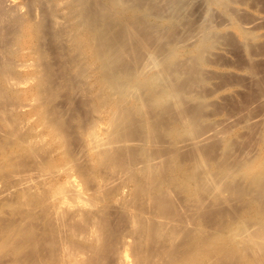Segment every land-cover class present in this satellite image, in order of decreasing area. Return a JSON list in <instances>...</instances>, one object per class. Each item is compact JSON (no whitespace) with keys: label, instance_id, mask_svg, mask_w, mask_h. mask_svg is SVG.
I'll return each mask as SVG.
<instances>
[{"label":"rangeland","instance_id":"374dc122","mask_svg":"<svg viewBox=\"0 0 264 264\" xmlns=\"http://www.w3.org/2000/svg\"><path fill=\"white\" fill-rule=\"evenodd\" d=\"M47 1L0 0V264H70L68 255L82 245L94 244L95 237H99L97 244L106 241L94 244H102L99 249L122 244V239H131L134 245L142 242L146 249L157 243L155 249L161 247L163 256L156 249L155 264H264V0H113L114 4L112 0H99L96 10L103 3L110 2L111 6L98 9L96 19L98 23L113 22L111 35L117 38L120 56L132 68L134 80L141 81L145 76L160 79L150 89L127 97L126 121L118 127L110 121L118 106L112 105V109L103 105L100 74L104 67L92 57L93 46L82 47L83 36L86 30L89 32L79 27L85 24V16H69V0H62L64 5L61 0ZM173 1L177 2L175 7H171ZM60 6L65 9H59V13ZM173 8L180 10L178 16ZM76 29H80L78 35L74 34ZM139 104L141 107H136ZM132 108L135 113L128 114L134 111ZM115 131L123 135L121 139L114 137ZM105 152L113 157L107 155L109 159H105ZM149 162L154 170L148 169L150 164L145 165ZM72 187L83 193V201L82 193H71ZM58 204L62 209L56 207ZM99 207L104 211H96ZM53 208L61 218L57 219L59 225L55 224ZM65 209L77 214L69 215ZM80 210L85 215L88 211L93 220H103L99 225L104 227L97 226L106 233H96L97 226L91 225L88 214L81 218ZM103 212L105 220L111 213V220H106L111 221L109 228L100 215ZM52 216L54 225L50 221L53 227L48 230L51 225L46 226L47 220ZM65 223L76 228L71 225L74 229L70 230ZM63 225L66 230L61 229ZM78 226L80 231L76 230ZM157 228L161 231L154 237ZM126 230L131 233L125 235ZM35 231H40L38 236L45 241L33 240L38 237ZM110 232L113 235H108ZM44 233H54L51 239L60 246L47 242L51 239ZM75 234L77 238L80 234L79 241ZM87 236L91 243L84 241ZM133 237L137 238L132 241ZM150 237L160 242L149 243ZM32 240L39 244L43 240L46 246L37 253L41 245L35 244L32 249ZM77 244L80 248L75 249ZM53 245L55 248L49 250ZM130 254L132 262L134 253Z\"/></svg>","mask_w":264,"mask_h":264},{"label":"bare ground","instance_id":"6f19581e","mask_svg":"<svg viewBox=\"0 0 264 264\" xmlns=\"http://www.w3.org/2000/svg\"><path fill=\"white\" fill-rule=\"evenodd\" d=\"M14 1V0H13ZM38 1V0H37ZM46 2H48L47 0H45ZM50 2H51V0H49ZM53 1V0H52ZM55 1V0H54ZM59 1V0H58ZM98 1L99 0H69V3L67 4L68 5V7L70 8V10H71V12H70V10H68L69 12H67L68 13V15L69 16H71L70 14H73L72 15V18H74L73 16H76L77 18H80V16L81 15H83V16H85V18H86V20L85 19H83V21L85 22V24H81V26H79V25H77V24H80V23H77V24H75V25H77V26H79V27H81V28H88V31L89 32H87V30H86V35L84 34V36H83V41H84V45L82 44V47L83 46H87L88 48L87 49H89L91 46H93L94 48H91V50L93 49V54H91L92 55V57L94 58V59H99L100 61H101V64H102V66L104 67V70H103V72H102V74H100V73H98V74H100V76L102 77V83H103V89H102V91H103V93H102V96L104 97H102L101 95V97H102V99H104V101L103 102H105V103H103V105L105 106V105H108V107H109V105L112 107V105H114L113 107L115 108V106H118V108H119V110L116 112V109H114L115 110V113H114V111H112V114H111V120L110 121H112V122H114L115 124H117V126H115V127H118L119 125L121 126L122 124H124L125 123V121H126V119H124L125 118V116H126V113L128 112H126V101H127V97H132V95H134L136 92H139V90H141V92H143L142 90L143 89H145V88H149L150 89V86H152V85H154L155 83H157L160 79L158 78L157 80H156V78L155 77H152V78H148V76L146 77H143V78H148V79H141V81H135L134 80V73L132 72V68H130V66H128V64L126 63L125 64V61H123V59H122V57L120 56L121 55V53H120V50L118 49V45H117V38L115 37L114 38V33H113V37H112V35H111V30H110V28L111 27H113V25L111 24V22L112 21H108L107 23H105L106 21H104V23H98V21H97V19H96V15H95V12L97 11V12H100V11H98V9H102V7L103 8H107V7H104V6H108V5H110L111 6V4H110V2H109V4L107 3L106 5L103 3V5L104 6H102L101 8H98L97 10H96V7H98L97 6V3H98ZM113 1V0H112ZM116 1V0H115ZM129 1H131V0H129ZM168 1V0H167ZM36 2V1H35ZM34 2V3H35ZM61 3H62V0L60 1ZM60 2H57V3H60ZM64 2H66V1H64ZM124 2V1H123ZM126 2H127V0H126ZM174 2V3H173ZM172 2V5H171V7L173 6V7H175L176 5L175 4H177V2L175 3V1H173ZM182 2H183V0H182ZM30 3V2H29ZM45 3V2H44ZM53 3V2H52ZM52 3H50V4H52ZM114 3H116V2H112V4H114ZM119 3V2H118ZM117 3V4H118ZM122 3V2H121ZM8 4V3H7ZM31 4V3H30ZM55 3H53L52 5H53V7L55 6L54 5ZM63 4V3H62ZM99 4V6H100V3H98ZM142 4V3H141ZM167 4H169V3H167ZM180 4V3H179ZM5 5V4H4ZM58 5V4H57ZM64 5V4H63ZM1 6H2V3H1ZM13 6V5H12ZM31 6V5H30ZM39 6V5H38ZM113 6H115V5H113ZM112 6V7H113ZM133 6V5H132ZM16 7H18V5L16 6ZM41 7V6H40ZM63 7V6H62ZM68 7L66 8V10L68 9ZM136 7H138V6H136ZM20 8V7H19ZM18 8V9H19ZM55 8H57V6L55 7ZM109 8V7H108ZM34 9V8H33ZM59 9H65L64 7L63 8H61V6H60V8H58L57 10H58V12L60 13V12H62L61 10L59 11ZM111 9V8H110ZM110 9H108V10H110ZM136 9V8H135ZM139 9H141V7L139 8ZM149 9V8H148ZM174 9V8H173ZM176 9V8H175ZM174 9V11L175 12H177L176 10ZM180 9V8H179ZM6 10V9H5ZM5 10H3V12L5 11ZM9 10V9H8ZM7 10V11H8ZM107 10V9H106ZM107 10V11H108ZM112 10V9H111ZM142 10H143V8H142ZM142 10H140V12L142 11ZM6 11V12H7ZM18 11V10H17ZM115 11V10H114ZM180 11V10H179ZM178 11V12H179ZM182 11V10H181ZM57 12V11H56ZM56 12L54 13V14H56ZM57 12V13H58ZM63 12H65V10L63 11ZM111 12V11H110ZM125 12V11H124ZM144 12V11H143ZM169 12H171V11H169ZM178 12H177V16H178ZM42 13V12H41ZM50 13V12H49ZM51 13H53L52 11H51ZM50 13V14H51ZM59 13H58V15H59ZM105 13V12H104ZM42 14H44V13H42ZM45 14H47V13H45ZM63 14V13H62ZM125 14V13H124ZM127 14V13H126ZM145 14V13H144ZM34 15V14H33ZM57 15V14H56ZM64 15V14H63ZM62 15V16H63ZM68 15H66V16H68ZM80 15V16H79ZM99 15V14H98ZM118 15V14H117ZM141 15V14H140ZM167 15V14H166ZM48 16V15H47ZM52 16V15H51ZM100 16V15H99ZM121 16H123V14L121 15ZM148 16V15H147ZM176 16V15H175ZM60 17V16H59ZM58 17V18H59ZM65 17V16H64ZM54 18L56 19V21H57V18H56V16H54ZM70 18V17H69ZM71 18V19H72ZM76 18V19H77ZM172 18V17H171ZM66 19V18H65ZM118 19H120V18H118ZM117 18H116V20H118ZM145 19V18H144ZM166 19V18H165ZM169 19V18H168ZM173 19H175V18H173ZM43 20V19H42ZM75 20V19H74ZM46 21V20H45ZM65 21V20H64ZM71 21V20H70ZM69 21V22H70ZM72 21H73V19H72ZM113 21H114V19H113ZM137 21V20H136ZM171 21V20H170ZM59 21H57V23H58ZM74 22H78V20H76V21H74ZM74 22L72 23V24H74ZM138 22H140V21H138ZM143 22V21H142ZM152 22V21H151ZM67 23V22H66ZM66 23H64V24H66ZM70 23V24H71ZM113 23V22H112ZM130 23V22H129ZM171 23H172V21H171ZM36 24V23H35ZM59 24V23H58ZM145 24V23H144ZM39 25H41V24H39ZM50 25V24H49ZM67 25H68V23H67ZM85 25V26H84ZM124 25V24H123ZM138 25H140V23L138 24ZM150 25V24H149ZM155 25V24H154ZM63 26V25H62ZM115 26V25H114ZM146 26V25H145ZM40 27V26H39ZM56 27V26H55ZM69 27V29L71 28L70 26H68ZM116 27V26H115ZM45 28H46V26H45ZM49 28V27H48ZM74 28H76V26H73V29ZM162 28V27H161ZM41 29V28H40ZM51 29V28H50ZM61 29V28H60ZM66 29V28H65ZM72 29V28H71ZM85 29H84V31H85ZM112 29V28H111ZM114 29V28H113ZM166 29V28H165ZM32 30H34V28L32 29ZM61 30H63V27H62V29ZM75 30V29H74ZM80 30V29H79ZM79 30H77L76 29V31L74 32V34L76 33L77 35L79 34L78 33V31ZM83 30V29H82ZM124 30H125V28H124ZM163 30V29H162ZM38 31V30H37ZM43 31V29L41 30V32ZM72 31V30H71ZM115 31V30H114ZM119 31V30H118ZM117 31V32H118ZM138 31V30H137ZM141 31V30H140ZM139 31V32H140ZM53 32H55V31H53ZM52 32V33H53ZM60 32V31H59ZM116 32V31H115ZM116 32V33H117ZM120 32V31H119ZM126 32V31H125ZM56 33V32H55ZM58 33V32H57ZM61 33V32H60ZM81 33V32H80ZM84 33V32H83ZM38 34V33H37ZM36 34V37H38V35H40V34H38L37 35ZM45 34V33H44ZM63 34V33H62ZM62 34H60V35H62ZM72 34H73V31H72ZM121 34H123V32L121 33ZM125 34V33H124ZM59 35V36H60ZM76 35V36H77ZM42 36V35H41ZM81 36V35H80ZM122 36V35H121ZM62 37V36H61ZM119 38H121V37H119ZM119 38H118V40H119ZM61 39V38H60ZM63 39V38H62ZM64 40V39H63ZM78 40V39H77ZM81 40V38L79 39V42H82V41H80ZM42 41V40H41ZM145 43V42H144ZM74 46V45H73ZM139 46V45H138ZM59 47V46H58ZM80 47H81V45H80ZM81 47V48H82ZM134 47V46H133ZM142 47V46H141ZM121 48V47H120ZM123 48V47H122ZM43 49V48H42ZM78 49V48H77ZM83 49V51H86V50H84V48H82ZM81 49V50H82ZM61 50V49H60ZM66 50V49H65ZM80 50V49H79ZM78 50V51H79ZM80 50V51H81ZM62 51V50H61ZM122 51H125V49L123 48V50ZM136 51V50H135ZM65 52V51H64ZM77 52V51H76ZM88 52V51H87ZM92 52V51H91ZM138 52V51H137ZM148 52V51H147ZM146 52V53H147ZM67 53V52H66ZM81 54H82V52H80ZM138 53H140V52H138ZM143 53V52H142ZM70 54V53H69ZM125 54V53H124ZM130 54V53H129ZM41 55V54H40ZM127 55V54H126ZM81 55L79 54V57H80ZM85 56V55H84ZM139 56H141V53H140V55ZM147 56V55H146ZM82 57H83V55H82ZM133 57H134V55H133ZM144 57V56H143ZM44 58V57H43ZM129 58V57H128ZM94 59H92V61L94 60ZM142 59V58H141ZM154 59V58H153ZM73 60V59H72ZM77 60H78V58H77ZM98 60V61H99ZM128 60V59H127ZM130 60V59H129ZM74 61V60H73ZM123 61V62H122ZM135 61V60H134ZM151 61V60H150ZM90 62V61H89ZM89 62H88V64H89ZM96 62V61H95ZM128 62H130V61H128ZM136 62V61H135ZM25 63V62H24ZM93 63V62H92ZM97 63V62H96ZM100 63V62H99ZM98 63V64H99ZM124 63V64H123ZM147 63V62H146ZM145 63V67L148 65V64H146ZM20 64H22V63H20ZM79 64V63H78ZM25 65V64H24ZM119 65V66H118ZM121 65V66H120ZM130 65V64H129ZM134 65H135V63H134ZM138 65V64H137ZM143 65V64H142ZM23 66V65H22ZM77 66V65H76ZM79 66V65H78ZM82 66H84V65H81V67ZM87 66V65H86ZM154 66V65H153ZM96 67V66H95ZM99 68L101 67V65L100 66H98ZM133 67V66H132ZM134 67H136V65L134 66ZM148 67V66H147ZM146 67V68H147ZM155 67V66H154ZM153 67V68H154ZM72 68V67H71ZM83 68H85V67H83ZM102 68V67H101ZM138 68V67H137ZM136 68V69H137ZM48 69V68H47ZM70 69V68H69ZM85 69H87V68H85ZM94 69V68H93ZM139 69V68H138ZM145 69V68H144ZM73 70V69H72ZM150 70H151V68H150ZM82 71V70H81ZM98 71V70H97ZM135 71V70H134ZM78 72V71H77ZM156 72V71H155ZM51 73V72H50ZM79 73V72H78ZM138 73V72H137ZM83 74V73H82ZM142 74V73H141ZM143 74H144V72H143ZM84 75V74H83ZM153 75H155V74H153ZM160 75V74H159ZM99 76V75H98ZM99 76V77H100ZM156 76V75H155ZM51 77V76H50ZM80 77V76H79ZM48 78V77H47ZM138 78V77H137ZM137 78H135V79H137ZM139 78H141V77H139ZM139 78L137 79V80H139ZM49 81V80H48ZM10 83V82H9ZM157 84H159V83H157ZM39 88V87H38ZM43 88V87H42ZM152 89V88H151ZM156 90V89H155ZM98 91V90H97ZM99 93H101V90L99 89ZM152 91H154V90H152ZM95 92V91H94ZM145 93V92H144ZM154 93H155V91H154ZM167 94H171V93H169L168 91H167ZM148 95V94H147ZM165 96V95H164ZM172 96V95H171ZM129 97V98H130ZM139 97V96H138ZM141 98V97H140ZM149 99V98H148ZM151 100H153V98H150ZM147 100V99H146ZM150 100V101H151ZM155 100H157V99H155ZM154 100V101H155ZM133 101V100H132ZM139 101V100H138ZM100 102V101H99ZM128 102H129V100H128ZM127 102V103H128ZM136 102V101H135ZM137 103V102H136ZM152 103V102H151ZM102 104V103H101ZM129 104H130V102H129ZM102 105V106H103ZM131 105H132V103H131ZM146 105V104H145ZM167 105V104H166ZM132 106H134V105H132ZM136 106V105H135ZM97 107V106H96ZM100 107H101V105H100ZM99 107V108H100ZM113 107H112V109H113ZM136 107H141V105L139 104L138 106H136ZM99 108H97V110L99 109ZM129 108V107H128ZM127 108V109H128ZM143 108V107H142ZM103 109H105L106 110V107L105 108H103ZM109 109V108H108ZM107 109V110H108ZM111 108H110V111L112 110ZM131 109V108H130ZM133 109V108H132ZM134 110V109H133ZM138 110V109H137ZM144 110V109H143ZM109 111V110H108ZM147 111V110H146ZM101 112V111H100ZM133 112V113H135V110L134 111H129V113L128 114H131V113ZM144 112H145V110H144ZM153 112V111H152ZM107 113V112H106ZM109 113V112H108ZM108 113H107V117L109 116L108 115ZM111 113V112H110ZM137 113V112H136ZM139 113V112H138ZM141 114V113H140ZM138 115V114H137ZM131 117H133V116H131ZM99 118V117H98ZM97 118V119H98ZM109 118V117H108ZM127 118V117H126ZM135 118H137V117H135ZM138 118H140V117H138ZM153 118V117H152ZM129 119H132V118H127V120H129ZM146 119H148V118H146ZM142 120V119H141ZM109 121V120H108ZM97 122V121H96ZM112 122L110 123V124H112ZM139 122V121H138ZM128 123V122H127ZM131 123V122H130ZM57 124H59L58 122H57ZM92 125H94L93 124V122L91 123ZM89 125V124H88ZM147 125V124H146ZM112 126H113V124H112ZM111 126V127H112ZM114 126H113V129H115L114 128ZM144 127V126H143ZM95 128H96V124H95ZM94 128V129H95ZM122 129V128H121ZM129 129V128H128ZM92 130H93V128H92ZM118 130V129H117ZM123 131H124V129H122ZM142 130V129H141ZM94 131H96V130H94ZM110 131H112V130H110ZM144 131H146V130H144ZM90 133V132H89ZM93 133V132H92ZM91 133V134H92ZM96 133V132H95ZM110 133V132H109ZM132 133H134V132H132ZM112 134H114V137H116L117 135H118V137L120 138V135H121V133H120V135L119 134H116V131H115V133L114 132H112ZM116 134V135H115ZM123 134V133H122ZM125 134V133H124ZM90 137H91V135H89ZM95 137L97 136V135H94ZM110 136V135H109ZM122 136L123 135H121V138H122ZM128 136V135H127ZM94 137V138H95ZM98 138H99V136H97ZM111 138L113 137L112 135L110 136ZM109 137V138H110ZM117 137V139L116 138H114V140L116 139V140H118L119 138ZM91 138H93V137H91ZM120 138V139H121ZM96 139V142H97V138H95ZM94 139V140H95ZM101 139V138H100ZM102 139H103V137H102ZM101 139V142L103 141ZM106 139V138H105ZM113 139V138H112ZM119 139V140H120ZM92 140V139H91ZM93 140V141H94ZM113 140V141H114ZM128 140V139H127ZM112 141V140H111ZM98 142H99V140H98ZM110 142V141H109ZM124 142V141H123ZM95 144V143H94ZM97 144V143H96ZM100 145V144H99ZM102 145V144H101ZM146 150V149H145ZM107 151V150H106ZM109 151V150H108ZM113 152V151H112ZM122 152V151H121ZM108 154V156H111V155H109L110 153L109 152H107ZM123 154V153H122ZM104 155V154H103ZM105 155H106V152H105ZM104 155V156H105ZM107 155L105 156V159H107L106 157H107ZM147 155H148V153H147ZM99 156V155H98ZM103 156V157H104ZM116 156V155H115ZM111 157H113V156H111ZM110 157V158H111ZM118 157V156H117ZM120 157V156H119ZM137 158V157H136ZM103 159V158H102ZM104 159V160H105ZM109 159V158H108ZM107 159V160H108ZM113 159V158H112ZM120 159H122L121 157H120ZM100 160V159H99ZM111 161V160H110ZM113 161V160H112ZM117 161V160H116ZM148 161V160H147ZM157 161V160H156ZM139 162H141V161H139ZM158 162V161H157ZM111 163V162H110ZM132 163V162H131ZM154 163V162H153ZM69 164V163H68ZM140 164V163H139ZM144 164V163H143ZM150 164V162L149 163H145V165L146 166H148V165ZM134 165V164H133ZM145 165H144V167H145ZM151 165L152 164H150L149 166H148V169L150 170V168L151 169H153L152 167H151ZM66 166H67V164H66ZM138 166V165H137ZM68 168V167H67ZM64 169V168H63ZM147 168H146V170H148ZM140 170V169H139ZM141 170H144L145 171V169L143 168H141ZM148 170V171H149ZM154 170V169H153ZM156 170V169H155ZM61 171V170H60ZM73 171V170H72ZM84 171V170H83ZM142 172V171H141ZM152 172H154V171H152ZM160 172V171H159ZM58 173V172H57ZM145 173H146V171H145ZM155 173V172H154ZM74 174V173H73ZM147 174V173H146ZM145 174V175H146ZM149 174H151V173H149ZM148 174V175H149ZM55 175V174H54ZM67 175V174H66ZM135 175V174H134ZM144 175V174H143ZM144 175V176H145ZM155 175H157V174H155ZM68 176V175H67ZM150 176V175H149ZM152 176V175H151ZM158 176V175H157ZM191 177V176H190ZM58 178V177H57ZM146 178H148L147 177V175H146ZM145 179V178H144ZM186 179V178H185ZM50 180V179H49ZM140 180V179H139ZM65 181H66V179H65ZM103 181V180H102ZM138 181V180H137ZM145 181V180H144ZM67 182V181H66ZM68 182H69V180H68ZM140 182H141V180H140ZM147 181H145V183H146ZM70 183V182H69ZM68 183V184H69ZM48 184V183H47ZM107 184V183H106ZM137 184V183H136ZM141 184H143V185H145L144 183H143V181H142V183ZM71 186H73V182H72V184H70ZM78 185V184H77ZM148 184H146V186H147ZM161 185V184H160ZM71 186H69V188L71 187ZM75 186V185H74ZM146 186L144 187V188H146ZM76 187V186H75ZM75 187H72V188H74V189H72V191L74 190V192H71V191H68V192H71V193H73L74 195H75V190H77V188H75ZM137 187V189H138V186H136ZM152 187V186H151ZM157 187V186H156ZM161 187V186H160ZM160 187H159V191H160ZM69 188H68V190H69ZM139 189H141V190H143L141 187H139ZM138 189V190H139ZM147 189V188H146ZM163 189V188H162ZM161 189V190H162ZM51 190H52V188H51ZM66 190V189H65ZM100 190V189H99ZM151 190V189H150ZM58 191V190H57ZM64 191V190H63ZM163 191V190H162ZM161 191V192H162ZM62 192V191H61ZM67 192V193H68ZM100 192V191H99ZM143 192V191H142ZM153 192V191H152ZM164 192V191H163ZM49 193V192H48ZM52 193V192H51ZM55 193V192H54ZM57 194H58V192H56ZM66 192H64V193H61L62 195L63 194H65ZM76 193H79V196H80V194L82 193V192H79V191H77ZM158 193V192H157ZM46 194H47V192H46ZM53 194V193H52ZM60 194V193H59ZM58 194V195H59ZM70 194V193H69ZM92 194V193H91ZM50 195V194H49ZM54 195H56V194H54ZM74 195H73V198L75 199V198H78V197H74ZM78 195V194H77ZM100 195V194H99ZM157 195V194H156ZM155 195V196H156ZM158 195H159V193H158ZM163 195V194H162ZM48 196V195H47ZM60 196V195H59ZM81 200L83 201L84 199H83V193L81 194ZM86 196V195H85ZM92 196V195H91ZM154 196V197H155ZM93 197V196H92ZM99 197V196H98ZM153 197V198H154ZM157 197V196H156ZM158 197H160V196H158ZM60 198V197H59ZM70 198V197H69ZM87 198V197H86ZM90 198V197H89ZM95 198V197H94ZM142 198V197H141ZM162 198V197H161ZM160 198V199H161ZM39 199V198H38ZM37 199V200H38ZM50 199V198H49ZM53 199H55L54 197H53ZM52 199V197H51V200H53ZM63 199V198H62ZM68 199V198H67ZM74 199H72V202L74 201ZM79 200H80V197L78 198ZM78 199H76L75 201H77L78 203L81 201H78ZM105 199V198H104ZM47 200V199H46ZM61 200V199H60ZM59 200V201H60ZM88 200V199H87ZM96 200H97V198H96ZM50 201V200H49ZM56 201H57V199H56ZM59 201H58V203H59ZM63 201V200H62ZM67 200L65 199L64 200V204H66L67 202H66ZM81 201V202H82ZM89 201V200H88ZM92 201V200H91ZM91 201H89V202H91ZM98 201V200H97ZM51 202H55L54 200L53 201H51ZM49 203V205L51 204V206L50 207H53L52 205L54 204H52V203ZM61 202V201H60ZM76 202V203H77ZM87 202V201H86ZM86 202L84 201V203H85V205H87V204H90V203H87L86 204ZM115 202V201H114ZM71 203V201H69V203L68 204H70ZM92 203H94V201L92 202ZM98 203V202H97ZM100 203H102V202H100ZM123 203V202H122ZM126 203V202H125ZM145 203V202H144ZM147 203V202H146ZM61 204V203H60ZM60 204H58V206H56V207H60V206H62V205H60ZM63 204V205H64ZM73 204H75L74 202H73ZM73 204L71 205V206H73ZM80 204H82V203H80ZM76 205V204H75ZM75 205H74V207H75ZM92 205V204H91ZM91 205H90V207H91ZM112 205V204H111ZM47 206V205H46ZM80 206V205H79ZM92 206H94V205H92ZM114 206V205H113ZM119 206V205H118ZM147 206V205H146ZM50 207H49V212H50ZM68 207V206H67ZM81 208H79V209H81L82 210V206H80ZM95 207V206H94ZM93 207V208H94ZM130 207V206H129ZM61 208V207H60ZM69 208H70V206H69ZM84 208V207H83ZM88 208V210H89V207H87ZM92 208V207H91ZM96 208V207H95ZM124 208V207H123ZM145 208V207H144ZM52 209V208H51ZM58 209V208H57ZM62 209V208H61ZM60 209V210H61ZM75 209H78V205H77V208H75ZM84 209H86V206H85V208ZM83 209V210H84ZM147 209V208H146ZM53 210H54V208H53ZM66 210V209H65ZM69 210V209H68ZM73 210V209H72ZM71 210V211H72ZM81 210H80V214H82L81 213ZM97 210H101V211H104V210H102V209H100V207L99 208H97L96 209V211ZM85 211H87V210H85ZM91 211V210H90ZM89 211V212H90ZM93 211V210H92ZM128 211V210H127ZM53 213V215H56V214H54V212H55V210L54 211H52ZM57 212V211H56ZM74 212V211H73ZM75 212H77L76 210H75ZM41 213V212H40ZM44 213V212H43ZM66 213H69V215H70V213L71 212H67V210H66ZM79 213V212H78ZM84 213V212H83ZM93 213V212H92ZM108 213V212H107ZM106 213V214H107ZM45 214H47L46 212H45ZM50 214V213H49ZM51 214V215H52ZM75 214H77V213H74L73 215H75ZM80 214H78L81 218H83L84 216L86 217L87 216V214H88V216H89V219H92L93 220V218H91L92 216H90L89 214L90 213H88V211H87V214L85 215V214H82V215H80ZM94 214H95V216L98 214V213H95V211H94ZM105 215V213L103 212V213H100V215L102 216V215ZM110 214V216H111V213H108V215ZM113 214V213H112ZM50 215V216H51ZM71 215H72V213H71ZM72 215V216H73ZM104 215L102 216V218L104 219ZM124 215V214H123ZM36 216H38V215H36ZM36 216H35V218H36ZM43 216H44V214H43ZM42 216V217H43ZM49 216V217H50ZM64 216L65 217H67L68 216V214H67V216H66V214L64 213ZM110 216H108L109 217V219H110ZM48 217V216H47ZM53 218H52V220H47V219H44V221L45 220H47L48 222H47V225L46 226H48L49 224L51 225V227L50 226H48V230H49V228H51L52 229V224H53V220H54V218H55V216H52ZM60 217V216H59ZM58 217V214H57V217H56V220L55 221H57V223L55 222V224H57V225H59L58 224V220L59 221H61V218L60 219H58L59 218ZM80 217H78L77 216V219H80ZM96 217H99V214L96 216ZM128 217H130V216H128ZM38 218H40L39 216H38ZM72 217L70 216V219H71ZM137 218H138V216H137ZM141 217L139 216V219H140ZM58 219V220H57ZM68 219V218H67ZM88 219V218H87ZM109 219L107 218L106 220H108L109 221ZM121 219V218H120ZM90 220V223H91V225H101L102 223H104L103 222V220H101L100 218H96L95 220ZM96 220H99L100 222H96ZM105 220V219H104ZM105 220V222L106 223H108L107 221ZM111 220V219H110ZM133 220V219H132ZM137 220V219H136ZM50 221L52 222V224L50 223ZM89 221V220H88ZM88 221H86L85 220V224L87 225V226H90V225H88L87 224V222ZM92 221V222H91ZM95 221V223H93ZM125 221V220H124ZM142 221V220H141ZM147 221V220H146ZM156 221V220H155ZM62 222L64 223V221L62 220ZM72 222V221H71ZM102 222V223H101ZM111 222V221H110ZM109 222V223H110ZM35 223H37V221L35 222ZM62 223V224H63ZM93 223V224H92ZM98 223V224H97ZM105 223V224H106ZM109 223H108V225H107V227L108 226H110L109 225ZM124 223V222H123ZM138 223H140V222H138ZM144 223H145V221H144ZM143 222H142V224H144ZM146 223H149L148 221L146 222ZM38 224V223H37ZM46 224V221L44 222V224L43 225H45ZM66 224H68V223H65L64 225H66ZM79 224H81V223H78V225ZM141 224V225H142ZM151 224H153L152 222H151ZM157 224H159V223H157ZM54 225V224H53ZM63 225V227L61 226V229L62 228H65V226ZM72 225V223H70V226ZM74 226H76L75 224H73ZM72 225V227H74ZM82 225V224H81ZM99 225V226H100ZM135 225V224H134ZM148 225H150V224H148ZM160 225H162L161 223H160ZM46 226H45V228H46ZM66 226H68V229L70 228V226L69 225H66ZM83 226H84V224H83ZM96 226H94V227H96ZM103 226V225H102ZM102 226H100V227H102ZM106 226V225H105ZM118 226V225H117ZM120 226V225H119ZM136 226V225H135ZM143 226V225H142ZM144 226H145V224H144ZM143 226V227H144ZM147 226V225H146ZM155 226H157L156 224H155ZM42 227V226H41ZM55 227V226H54ZM79 227V226H78ZM93 227V228H94ZM104 227V226H103ZM102 227V228H103ZM131 227V226H130ZM137 227V226H136ZM143 227H141L140 229H145V228H143ZM163 226H161V228H162ZM38 228H39V226H38ZM43 228H44V226L41 228L42 230H43ZM74 228H76V227H74ZM74 228H70V230H72V229H74ZM92 228V229H93ZM109 228V227H108ZM110 228H113V227H110ZM117 228V227H116ZM150 228L151 229H153L152 228V226L150 227L149 226V230H150ZM156 228V227H155ZM160 228V229H161ZM61 229H60V232H61ZM67 228H65V230H66ZM78 229H80V227L79 228H77L76 230H78ZM95 229H97V230H99L98 229V226H97V228H95ZM105 229V228H104ZM114 229V228H113ZM127 229V228H126ZM140 229H138L137 231H140ZM163 229V228H162ZM35 230V229H34ZM40 230V229H39ZM58 231H59V229H57ZM81 230V229H80ZM80 230H78V231H80ZM96 230V233L98 232H100V231H103V229H100L99 231H97ZM107 230V229H106ZM130 230V229H129ZM142 230V231H143ZM56 231V230H55ZM109 231H110V229H109ZM109 231H107V232H109ZM114 232H115V230H113ZM124 231V230H123ZM127 231V230H126ZM145 231H147L148 232V229H146V230H144L143 232H145ZM151 231V230H150ZM158 231H161V230H159L158 228H157V230H156V233L152 230V233H153V235H154V237H155V235L157 234V232ZM35 232H37V231H35ZM38 232H40V231H38ZM37 232V236L39 235V233ZM57 232V231H56ZM55 232V238H58V236L56 237V233ZM60 232H58V233H60ZM104 232V231H103ZM116 232H119V230L118 231H116ZM132 234L134 235V231H133V229H132ZM142 232V233H143ZM33 233V232H32ZM41 233V232H40ZM62 233V232H61ZM60 233V234H61ZM90 234H92L91 233V231L89 232ZM106 232H104L103 233V235L105 234ZM112 232H110V234H108V235H113V234H111ZM128 233H131L130 231L128 232H125L124 234L126 235V234H128ZM139 233V234H138ZM137 233V235H140V233H141V231L140 232H138ZM146 233V232H145ZM144 233V234H145ZM151 233V232H150ZM151 233V234H152ZM162 233V232H161ZM174 233V232H173ZM42 234H43V232H42ZM45 234V233H44ZM47 234L49 235V233H46L45 235H46V239H47ZM60 234H59V236H60ZM77 234V233H76ZM76 234L74 235V237L76 236ZM82 234V233H81ZM87 233H85V235H86ZM101 234V233H100ZM119 234H121V233H119ZM118 234V236H120ZM122 234H123V232H122ZM121 234V235H122ZM123 234V235H124ZM135 234H136V231H135ZM32 235H34L33 236V238H35V234L33 233ZM50 235H54V233H51ZM49 235V236H50ZM78 235V234H77ZM99 235V234H98ZM117 235V234H116ZM116 235H114V236H116ZM125 235L123 236V237H125ZM143 235V234H142ZM163 235V234H162ZM49 236H48V239H51V236H50V238H49ZM82 236H83V234H82ZM81 236V237H82ZM90 236H93V234L92 235H90ZM95 236H97V235H95ZM94 236V237H95ZM113 236V237H114ZM128 236V235H127ZM127 236H126V238H127ZM136 236V235H135ZM148 236H149V233H148ZM173 236H175V235H173ZM42 237V236H41ZM41 237H37V238H35V239H33V240H36V239H40V241H39V243H41V239H43V238H41ZM54 237H53V240H54ZM61 238L63 237V236H60ZM59 237V238H60ZM80 237V234H79V236H78V238H77V236H76V238L78 239V241H79V238ZM94 237H92V238H94ZM98 237V236H97ZM102 237V236H101ZM100 237V238H101ZM113 237H111V238H113ZM138 237V236H137ZM137 237H133V239H132V241L134 240V239H136ZM145 237H146V234H145ZM152 237V236H151ZM150 237V238H151ZM168 237H170V236H168ZM45 238V237H44ZM63 238H65V237H63ZM63 238L62 239H60V240H63ZM71 238V237H70ZM88 238H89V236H87L86 238H84V241L86 240V242H87V240H88ZM99 238V237H98ZM98 238H96L95 237V241L92 239V241H94L95 243H96V239H98ZM105 238V237H104ZM110 238V239H111ZM115 238V237H114ZM119 238H122V236L121 237H116V239H119ZM140 238V237H139ZM139 238H138V240H137V242L139 241V242H141V240H139ZM150 238H149V243H150V241H152V240H158L160 237L158 236V237H156V238H158V239H152L151 238V240H150ZM116 239H114V240H116ZM125 239V238H124ZM143 239V238H142ZM170 239V238H169ZM175 238H173V240H174ZM33 240L31 241V242H33ZM44 240V239H43ZM42 240V244L43 243H45L44 241ZM57 240V239H56ZM55 240V241H56ZM60 240H57V241H60ZM67 241H68V239H66ZM82 240V239H81ZM113 240V239H112ZM121 240V239H120ZM172 239L170 240V241H173ZM47 242L48 241H51L50 242V244H52L53 243V241H52V239L51 240H46ZM54 241V242H55ZM64 241V240H63ZM83 241V240H82ZM81 241V242H82ZM102 241L103 242H106L105 241V239H102ZM101 240H100V243L102 242ZM130 241H131V239H130ZM129 241V242H130ZM142 241H144V240H142ZM159 241V240H158ZM158 241H154V243L155 242H158ZM46 242V244L47 245H50V244H48ZM62 241H60V244L62 245L63 243H61ZM65 242V241H64ZM80 242V243H81ZM88 242H90L91 243V241H90V239L88 240ZM110 242H113L114 243V241H110ZM118 242H119V240H118ZM117 242V240H116V244L118 243ZM127 242V239L126 240H124V242H123V239L121 240V242L120 243H122V244H118L119 245V247H117L118 245H111V246H108L107 248H104V247H106L107 245H105V244H103V245H105L103 248L104 249H99L98 247H100V246H98V247H96V245H94L93 243L92 244H90L89 246H83L82 245V247H86L85 249H83L82 247H81V249H77V248H80V246L78 247V244H77V247L75 248V249H77V250H75V253H74V251H73V253L71 254V255H68L69 256V262H70V264H105V262H107V264H111V260H112V257H113V259H114V264H155L154 262H153V260H154V257H155V253H156V249L158 250H160V248L161 247H159V248H156L155 249V247H157V243L156 244H154L155 245V247H152L151 245H150V247L149 248H145V244L143 243L142 244V242L141 243H137L136 245H134L135 244V242ZM147 242H148V240H147ZM160 242V241H159ZM38 242H33V247H31L32 249L34 248V245L36 244V246H37V244H39ZM77 243V242H76ZM85 243V242H84ZM83 243V244H84ZM99 242H98V244H100ZM131 243H132V247L134 246L135 248H133V249H135L134 251H131ZM134 243V244H133ZM152 243V242H151ZM32 244V243H31ZM39 244V245H41V248H42V246H44L45 244ZM54 245H55V243H53ZM65 244V243H64ZM66 244H67V242H66ZM69 244V243H68ZM82 244V243H81ZM97 244V243H96ZM97 244V245H98ZM107 244H109V243H107ZM111 244V243H110ZM148 244V243H147ZM147 244H146V246H147ZM54 245L52 246V249L50 248L49 250H53V247H54ZM149 245V244H148ZM46 246V245H45ZM57 246H60L59 244H57V245H55V247H57ZM63 246V245H62ZM61 246V247H62ZM69 246H70V244H69ZM39 247V246H38ZM38 247H36V248H38ZM54 247V248H55ZM61 247H59V248H61ZM64 247H65V245H64ZM152 247V248H151ZM58 248V247H57ZM56 248V249H57ZM31 249V250H32ZM62 249V248H61ZM64 249V248H63ZM66 249H68V247L66 248L65 247V252L66 253H68L67 252V250ZM70 249V248H69ZM42 251L43 250V248L42 249H40V248H38V251H37V253L39 252V251ZM47 250V249H46ZM49 250H47V251H49ZM72 250V249H71ZM70 250V251H71ZM161 250H162V248H161ZM160 250V251H161ZM34 251H36V250H34ZM54 251H55V249H54ZM57 251V250H56ZM63 251V252H64ZM69 251V252H70ZM129 251H130V253L131 252H133L134 254H133V256L132 257H134V260L132 259V262H131V260H129V257H130V253H129ZM159 251V252H160ZM32 252H33V250H32ZM43 252H46V251H43ZM62 252V253H63ZM36 253V254H37ZM41 253L42 252H40V255H41ZM53 253H55V252H53ZM53 253H51V255L49 254V256L50 257H52V254ZM59 252L57 251L55 254H58ZM60 253H61V251H60ZM33 254H35V253H33ZM36 254H35V256L34 255H32V256H34V258H37L36 257ZM43 255H44V253H42ZM47 254V253H46ZM64 254V253H63ZM161 254H162V251H161ZM39 255V256H40ZM59 255V254H58ZM57 255V256H58ZM112 255V256H111ZM174 255V254H173ZM173 255L171 256V257H173ZM38 256V255H37ZM42 256V255H41ZM40 256V257H41ZM54 256H56V255H54ZM57 256H56V258H57ZM60 256V255H59ZM59 256H58V259H59ZM161 256H163V254L162 255H160V257ZM47 258H48V256H46ZM45 257V258H46ZM49 257V262H52L50 259H53V258H50ZM62 257V254H61V256H60V258ZM64 257H65V255H64ZM176 256H174V258H175ZM42 258V257H41ZM44 258V257H43ZM58 259H56L57 261H58ZM63 259L64 258H61V260L63 261ZM67 259V258H66ZM162 259H163V257H162ZM40 260H42V259H40ZM46 260V259H45ZM56 260H55V263H56ZM159 260V259H158ZM176 260H178V258H176ZM43 261V260H42ZM62 261H61V263H62ZM155 261V260H154ZM34 261H32V263H33ZM168 262H170V261H168ZM168 262H164L165 264L167 263V264H169ZM178 262V261H177ZM31 263V262H30ZM35 263H37V262H35ZM40 263V262H39ZM44 262H41V264H43ZM63 263H64V261H63ZM170 263H172V264H174L173 262H170ZM38 264V263H37ZM44 264H46V263H44ZM50 264V263H49ZM113 264V263H112ZM159 264H161V263H159Z\"/></svg>","mask_w":264,"mask_h":264}]
</instances>
